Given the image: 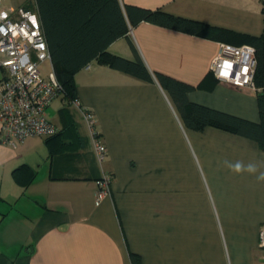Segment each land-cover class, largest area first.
Returning <instances> with one entry per match:
<instances>
[{
    "label": "crops",
    "instance_id": "0c3cea01",
    "mask_svg": "<svg viewBox=\"0 0 264 264\" xmlns=\"http://www.w3.org/2000/svg\"><path fill=\"white\" fill-rule=\"evenodd\" d=\"M29 0H2L5 9ZM264 36V0H120ZM128 39L150 71L195 86L189 101L258 122L257 89L211 72L221 42L147 21ZM132 58L126 37L108 46ZM74 75L81 106L94 113L107 148L99 165L80 109L57 97L47 108L55 135L0 137V264H264V181L225 161L264 171L250 138L183 126L168 94L91 61ZM57 104L53 106L56 100ZM112 174L97 200L102 174Z\"/></svg>",
    "mask_w": 264,
    "mask_h": 264
},
{
    "label": "trees",
    "instance_id": "16d2710c",
    "mask_svg": "<svg viewBox=\"0 0 264 264\" xmlns=\"http://www.w3.org/2000/svg\"><path fill=\"white\" fill-rule=\"evenodd\" d=\"M23 6L33 9L38 15L52 69L61 85L59 97L68 105L77 97L75 73L96 61L140 81L157 82L168 94L184 127L202 131L207 126H214L250 138L264 150V36L241 35L199 20L173 15L160 8L134 4L122 6L120 0H29ZM140 21L227 42L241 37L240 43L252 45L256 57L254 85L259 121L191 102L187 93L195 86L162 72L150 71L127 37L130 27ZM123 36L128 40L132 58L108 50L110 43ZM130 259L132 264H141L140 257L134 253H130Z\"/></svg>",
    "mask_w": 264,
    "mask_h": 264
},
{
    "label": "built area",
    "instance_id": "2783aa9c",
    "mask_svg": "<svg viewBox=\"0 0 264 264\" xmlns=\"http://www.w3.org/2000/svg\"><path fill=\"white\" fill-rule=\"evenodd\" d=\"M45 61L51 63L37 13L24 6L5 9L0 0V137L3 141L15 145V140L22 141L27 136L53 135L58 131L46 111L59 97L61 85L53 69L48 74L40 70ZM255 65L252 45L221 42L210 70L219 81L255 88ZM72 105L80 109L95 158L102 165L107 148L95 128V115L81 106L78 97L72 100ZM110 180V175L104 172L98 181L97 200L108 193ZM258 245L264 247V225L259 230Z\"/></svg>",
    "mask_w": 264,
    "mask_h": 264
},
{
    "label": "clouds",
    "instance_id": "9594fccd",
    "mask_svg": "<svg viewBox=\"0 0 264 264\" xmlns=\"http://www.w3.org/2000/svg\"><path fill=\"white\" fill-rule=\"evenodd\" d=\"M225 164L227 167H229L231 170H233L236 173H241L246 171L249 174H256L258 172L259 174L257 175V180L264 181V171H259V168L255 163H249L248 165L245 166L242 162L239 161H237L235 164L225 161Z\"/></svg>",
    "mask_w": 264,
    "mask_h": 264
},
{
    "label": "rangeland",
    "instance_id": "374dc122",
    "mask_svg": "<svg viewBox=\"0 0 264 264\" xmlns=\"http://www.w3.org/2000/svg\"><path fill=\"white\" fill-rule=\"evenodd\" d=\"M4 1L6 2L7 0H4ZM40 70H41L44 74H48V72H49L50 70H52L51 63H50L49 61H45V62L41 63ZM0 76H1V71H0ZM58 102H59V100L57 99V100L55 101V103L53 104V106H51V108L54 107V105L57 104ZM72 106H73V105H72Z\"/></svg>",
    "mask_w": 264,
    "mask_h": 264
}]
</instances>
